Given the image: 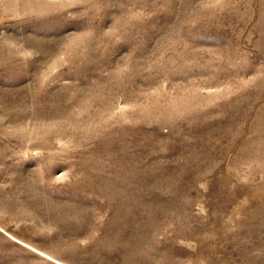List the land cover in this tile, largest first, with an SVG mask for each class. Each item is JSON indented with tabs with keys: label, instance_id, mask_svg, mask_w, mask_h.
Masks as SVG:
<instances>
[{
	"label": "rangeland",
	"instance_id": "rangeland-1",
	"mask_svg": "<svg viewBox=\"0 0 264 264\" xmlns=\"http://www.w3.org/2000/svg\"><path fill=\"white\" fill-rule=\"evenodd\" d=\"M264 264V0H0V264Z\"/></svg>",
	"mask_w": 264,
	"mask_h": 264
},
{
	"label": "bare ground",
	"instance_id": "bare-ground-1",
	"mask_svg": "<svg viewBox=\"0 0 264 264\" xmlns=\"http://www.w3.org/2000/svg\"><path fill=\"white\" fill-rule=\"evenodd\" d=\"M3 231H4L7 235H9L10 237H12V235H11L8 231H6V230H4V229H3ZM12 238H14L15 240H17V241H19V242H21V243H24V245L26 244V246L30 247V248L33 249L35 252H37V253H39V254H42V255L46 256V257L49 259V256H50V255H48L47 253H45V252L42 251L41 249H39V248L37 249L36 247H34V246H32V245H30V244H28V243H25V242H23V241L20 240V239H16L15 237H12ZM50 258H52V256H50ZM52 260H54L57 264H65L63 261L58 260V259H53V258H52Z\"/></svg>",
	"mask_w": 264,
	"mask_h": 264
}]
</instances>
